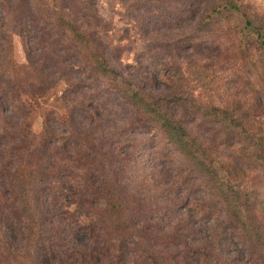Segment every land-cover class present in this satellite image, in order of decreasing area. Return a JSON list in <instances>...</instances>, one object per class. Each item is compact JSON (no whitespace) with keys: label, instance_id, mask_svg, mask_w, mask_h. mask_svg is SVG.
I'll return each instance as SVG.
<instances>
[{"label":"rangeland","instance_id":"rangeland-1","mask_svg":"<svg viewBox=\"0 0 264 264\" xmlns=\"http://www.w3.org/2000/svg\"><path fill=\"white\" fill-rule=\"evenodd\" d=\"M62 17L92 43L63 31ZM87 51L104 57L123 91ZM0 80L30 92L19 88L27 131L47 143L48 174L75 185L84 212L121 206L133 239L163 264H264V0H0ZM132 92L181 121L192 158ZM213 108L227 116L223 145ZM210 210L218 218H202ZM69 220L46 228L71 236ZM100 235L112 244L105 228ZM26 250L32 264L33 240Z\"/></svg>","mask_w":264,"mask_h":264},{"label":"trees","instance_id":"trees-1","mask_svg":"<svg viewBox=\"0 0 264 264\" xmlns=\"http://www.w3.org/2000/svg\"><path fill=\"white\" fill-rule=\"evenodd\" d=\"M61 22L63 31L76 35L85 43H92L90 37L83 33L79 26L63 17ZM87 58L93 70L113 79L116 89L123 91L114 78L118 75L117 72L107 65L103 56L87 51ZM2 84L5 86L1 87ZM19 88L27 95L30 94L15 81L0 80L1 91H8L7 96L0 97V225L6 231V238L0 239V260L5 259L9 264H26L24 263L27 256L26 249L33 240L35 252L32 264H112L113 258L118 264H126L132 252L130 258H134L133 262L136 264H144L143 260L150 264H163L158 253L141 247L133 239L137 236L121 206L115 204L111 208H106L104 213L84 212L82 208L85 201L78 193L73 192L75 185H67L59 176L48 174L49 146L44 141L37 142L31 132L27 131L30 113L27 102L19 95ZM46 89L47 86L43 84L31 90L32 97L37 93H44ZM127 95L135 104L137 103L141 111L154 112L155 116L151 118L154 120L156 117L171 141L179 146L182 153L192 158L193 141L181 121L161 112L162 108L159 104L156 107V104L145 101L138 92ZM192 104L191 100L184 101L186 107L188 105L191 107ZM207 118H210L213 126L219 128L216 131L220 134L223 145V122L227 120V116H223V109L213 108ZM228 136L235 138L238 134H228ZM42 146H44L43 151H41ZM197 147L198 151H202L199 145ZM201 171L204 174L205 170ZM206 171L210 182H214L210 169ZM51 211H54V215L48 217ZM205 216L213 220L218 218L219 213L210 210L205 212L202 218ZM69 218L75 220L71 236L64 233L68 227L60 233H52L55 226L49 231L46 228L47 225H54L55 221L61 225L67 223L70 221ZM118 218L122 220L118 222ZM243 218L240 214L237 215L239 221ZM99 223L101 226L98 227ZM36 224L40 225V230L35 231ZM104 228L111 236L110 246H106L105 243L101 245L102 240L98 239ZM221 229L223 230V226ZM26 232L29 234L27 235ZM36 234L40 238L37 243ZM81 236L86 238L85 242L80 243ZM193 252L198 253V250ZM138 258L143 260L139 262Z\"/></svg>","mask_w":264,"mask_h":264}]
</instances>
